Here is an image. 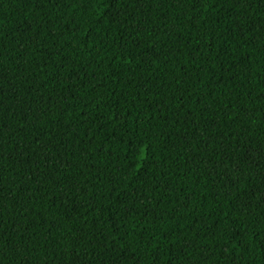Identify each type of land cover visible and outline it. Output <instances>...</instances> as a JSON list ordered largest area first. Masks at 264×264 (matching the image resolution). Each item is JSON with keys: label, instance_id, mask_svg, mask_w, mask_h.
Returning <instances> with one entry per match:
<instances>
[{"label": "trees", "instance_id": "1", "mask_svg": "<svg viewBox=\"0 0 264 264\" xmlns=\"http://www.w3.org/2000/svg\"><path fill=\"white\" fill-rule=\"evenodd\" d=\"M0 264H264V0H0Z\"/></svg>", "mask_w": 264, "mask_h": 264}]
</instances>
